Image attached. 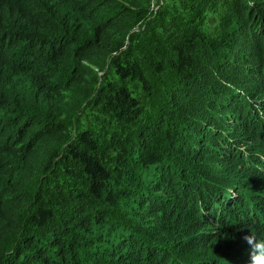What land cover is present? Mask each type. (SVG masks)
<instances>
[{
	"label": "trees",
	"instance_id": "obj_1",
	"mask_svg": "<svg viewBox=\"0 0 264 264\" xmlns=\"http://www.w3.org/2000/svg\"><path fill=\"white\" fill-rule=\"evenodd\" d=\"M263 183L264 0H0V264H245Z\"/></svg>",
	"mask_w": 264,
	"mask_h": 264
},
{
	"label": "clouds",
	"instance_id": "obj_2",
	"mask_svg": "<svg viewBox=\"0 0 264 264\" xmlns=\"http://www.w3.org/2000/svg\"><path fill=\"white\" fill-rule=\"evenodd\" d=\"M244 239L250 248V257L245 264H264V240L257 239L252 232L246 234Z\"/></svg>",
	"mask_w": 264,
	"mask_h": 264
},
{
	"label": "rangeland",
	"instance_id": "obj_3",
	"mask_svg": "<svg viewBox=\"0 0 264 264\" xmlns=\"http://www.w3.org/2000/svg\"><path fill=\"white\" fill-rule=\"evenodd\" d=\"M157 1H158V0H157ZM252 182H254V181H250V183H252ZM242 186H243V185H242ZM261 186H262V187H261V189H259V192H261V193H260L261 196L264 197V183H263ZM239 187H241V186H239ZM239 187H238V188H239ZM229 195H232V191H229ZM263 214H264V213H263ZM214 223H215V224H214L213 226H214L215 229L217 230V228H218L220 225H219V223L216 222V221H215ZM236 225H239V223L237 222ZM229 233H230L229 235L224 236V235H225V234H224V235L221 236L222 239L217 238V239H215V241H220V240H221L222 242H226V243L228 244L229 247H231V248H235L236 246H238L239 242L242 241L244 238H243V239L240 238V241H237V242H234V241H233L232 243L229 244L228 242H230V240H231L235 235H237V233H236L235 231H232V232H229ZM237 236H238V235H237ZM260 240H262V238H261Z\"/></svg>",
	"mask_w": 264,
	"mask_h": 264
}]
</instances>
